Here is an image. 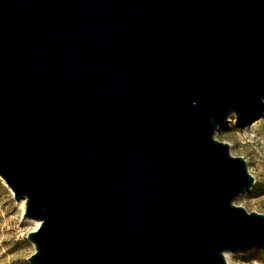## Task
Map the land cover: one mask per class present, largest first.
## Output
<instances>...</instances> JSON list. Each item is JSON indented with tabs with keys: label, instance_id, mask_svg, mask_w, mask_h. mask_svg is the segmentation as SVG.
<instances>
[{
	"label": "water",
	"instance_id": "obj_1",
	"mask_svg": "<svg viewBox=\"0 0 264 264\" xmlns=\"http://www.w3.org/2000/svg\"><path fill=\"white\" fill-rule=\"evenodd\" d=\"M264 104V0H0V176L30 264L264 253L215 133Z\"/></svg>",
	"mask_w": 264,
	"mask_h": 264
},
{
	"label": "rangeland",
	"instance_id": "obj_2",
	"mask_svg": "<svg viewBox=\"0 0 264 264\" xmlns=\"http://www.w3.org/2000/svg\"><path fill=\"white\" fill-rule=\"evenodd\" d=\"M214 137L228 143L231 154L244 157L249 172L259 185L256 190L264 191V104L250 109L247 117L237 118L231 114L229 123ZM234 203L248 211L264 213V194L243 192L234 199ZM22 213L13 192L0 180V264H30L27 258L35 249L26 234L37 227L23 219ZM245 253L228 252L225 259L229 264H264L262 251L253 259H248L252 253Z\"/></svg>",
	"mask_w": 264,
	"mask_h": 264
},
{
	"label": "bare ground",
	"instance_id": "obj_3",
	"mask_svg": "<svg viewBox=\"0 0 264 264\" xmlns=\"http://www.w3.org/2000/svg\"><path fill=\"white\" fill-rule=\"evenodd\" d=\"M0 180L3 183L6 184V182L4 181V179L1 176H0ZM7 187L11 190V188L8 185H7ZM16 201H17V205L19 206V208L23 211L24 210V207H25V198H21V199L16 200ZM26 219H28V221H30L31 223H33V225L35 226V228L40 224V220L39 219H34V218H26ZM227 253L228 252H226L225 254H227Z\"/></svg>",
	"mask_w": 264,
	"mask_h": 264
},
{
	"label": "trees",
	"instance_id": "obj_4",
	"mask_svg": "<svg viewBox=\"0 0 264 264\" xmlns=\"http://www.w3.org/2000/svg\"><path fill=\"white\" fill-rule=\"evenodd\" d=\"M258 184L254 183L253 187L251 188V191L252 193L256 194V195H262L264 194V191H257L256 189L258 188ZM249 253H252V255L248 258V259H253V258H256L259 254H260V251L256 250V249H249L246 251L245 254H249Z\"/></svg>",
	"mask_w": 264,
	"mask_h": 264
}]
</instances>
